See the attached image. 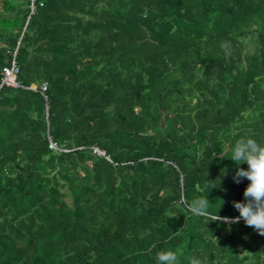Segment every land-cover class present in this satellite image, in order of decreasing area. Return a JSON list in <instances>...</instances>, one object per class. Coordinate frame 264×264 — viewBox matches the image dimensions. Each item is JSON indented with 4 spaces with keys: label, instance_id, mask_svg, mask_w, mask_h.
I'll return each instance as SVG.
<instances>
[{
    "label": "trees",
    "instance_id": "1",
    "mask_svg": "<svg viewBox=\"0 0 264 264\" xmlns=\"http://www.w3.org/2000/svg\"><path fill=\"white\" fill-rule=\"evenodd\" d=\"M15 51L47 99L1 86ZM243 135L264 141V0H0V264H264L243 219L189 208L239 216Z\"/></svg>",
    "mask_w": 264,
    "mask_h": 264
},
{
    "label": "clouds",
    "instance_id": "2",
    "mask_svg": "<svg viewBox=\"0 0 264 264\" xmlns=\"http://www.w3.org/2000/svg\"><path fill=\"white\" fill-rule=\"evenodd\" d=\"M229 151L232 154L229 159L237 166L232 177L233 181L236 184H240L244 179L249 181L243 193L244 199L233 202L239 216L233 220L220 217L218 212L215 216L210 215L207 212L210 204L208 198L194 201L189 206L190 211L211 221L239 223L243 219L248 227H252L258 234L264 236V141L243 135L229 146ZM243 164H247V168L240 167ZM222 171L226 172V170ZM156 264H178V255L171 250L159 252L156 256Z\"/></svg>",
    "mask_w": 264,
    "mask_h": 264
},
{
    "label": "built area",
    "instance_id": "3",
    "mask_svg": "<svg viewBox=\"0 0 264 264\" xmlns=\"http://www.w3.org/2000/svg\"><path fill=\"white\" fill-rule=\"evenodd\" d=\"M13 55H14V58H13V61L11 62V64L3 68V72H2L3 76H2L1 86L6 85V86H11V87H24V88L38 90L44 96V98L47 99V95H46L47 84L46 83H42L39 86V88L37 89V87L35 85L24 86L18 80V76L20 73V66L15 59L16 51L14 52ZM49 147L51 149H55V150H62L58 146V144L56 142H54L51 138H50ZM94 152H96L100 155H105V152L103 150L97 148V147H94Z\"/></svg>",
    "mask_w": 264,
    "mask_h": 264
},
{
    "label": "rangeland",
    "instance_id": "4",
    "mask_svg": "<svg viewBox=\"0 0 264 264\" xmlns=\"http://www.w3.org/2000/svg\"><path fill=\"white\" fill-rule=\"evenodd\" d=\"M251 47V46H250Z\"/></svg>",
    "mask_w": 264,
    "mask_h": 264
}]
</instances>
